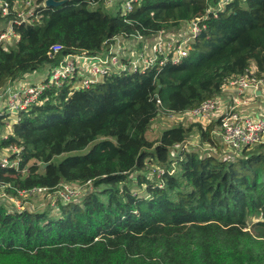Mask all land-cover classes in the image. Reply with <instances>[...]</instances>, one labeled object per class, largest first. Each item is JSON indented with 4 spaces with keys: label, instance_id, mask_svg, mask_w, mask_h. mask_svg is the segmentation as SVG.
I'll list each match as a JSON object with an SVG mask.
<instances>
[{
    "label": "trees",
    "instance_id": "trees-1",
    "mask_svg": "<svg viewBox=\"0 0 264 264\" xmlns=\"http://www.w3.org/2000/svg\"><path fill=\"white\" fill-rule=\"evenodd\" d=\"M54 1L62 3L38 22L14 26L20 40L9 50L0 44V91L66 55L107 51L116 36L148 37L205 18L176 65L113 74L73 91L69 83L48 88L6 138L0 113V151L21 149L16 169L0 166L7 196L93 186L78 201L51 196L46 211L0 199V264H264V144L224 161L174 149L197 133L219 150L212 124L149 135L160 110L195 109L252 66L264 78V0H233L216 17L206 11L219 0H138L128 13L125 0L113 13L108 0ZM11 19L0 15V32ZM53 45L62 50L51 56Z\"/></svg>",
    "mask_w": 264,
    "mask_h": 264
},
{
    "label": "built area",
    "instance_id": "built-area-1",
    "mask_svg": "<svg viewBox=\"0 0 264 264\" xmlns=\"http://www.w3.org/2000/svg\"><path fill=\"white\" fill-rule=\"evenodd\" d=\"M46 1L16 0L9 4L0 0V15L2 17L12 16L11 21L0 32V44L5 50H9L11 45L20 40V35L15 32L14 26L33 24L44 17V12L49 8L46 6ZM137 1L125 0L123 10L126 13L130 12L133 9V4ZM232 1L219 0L218 5L222 2L227 5ZM217 6L207 9L206 15L216 17L221 11ZM202 19L184 22L178 29L158 32L148 37L140 35L134 37L116 36L107 51L104 46H101L98 55L85 52L66 55L57 65L47 68L39 83L22 82L19 87L6 86L0 97L4 99L3 114L8 120L7 128L10 129L11 125L18 121L20 112L41 104V97L48 88H59L64 83L71 82L70 89L73 91L87 88L113 74L123 72L143 74L149 70H159L166 63L178 64L188 56L194 39L203 28ZM151 38L154 40L152 46H144ZM136 44H141L140 48H133ZM61 50L62 46L53 45L49 55L53 56ZM254 72L255 70L252 71L251 68L248 73L229 79L223 86L221 96L206 100L195 109L176 113L160 110V113L177 118V123L181 125H185L186 122L200 124L202 121L209 122L214 119L218 126L213 135L219 139V144L224 151L222 152L224 155L220 158L224 161L230 160L247 148L264 144V110H260L257 114H248L240 110L241 107L255 103L260 98L264 101V78H256ZM228 93L234 95L231 100ZM156 104L160 107L159 100H156ZM182 113L185 114V117L178 118L176 116ZM7 135L8 133L3 135V138H6ZM183 145L186 148V144H182L175 145L174 149L183 150L185 149ZM20 150L16 146H9L1 150L0 166L16 169ZM11 156L16 157L11 160ZM157 172L159 176L164 171L158 169ZM40 193L46 194L49 199L53 196L67 202L81 195L78 188L69 186L61 187L54 194H47L46 188H33L29 191L18 192L22 197ZM0 199L12 203L17 209H23L22 198L9 197L3 190H0Z\"/></svg>",
    "mask_w": 264,
    "mask_h": 264
},
{
    "label": "rangeland",
    "instance_id": "rangeland-1",
    "mask_svg": "<svg viewBox=\"0 0 264 264\" xmlns=\"http://www.w3.org/2000/svg\"><path fill=\"white\" fill-rule=\"evenodd\" d=\"M120 4H121V0H108V4H105L104 7H105V10L107 12L113 13L115 11V9L120 7ZM225 4H226L225 2L219 3L217 8L220 9V10H223ZM153 42H154V40L151 38V39L147 40V43H145L144 46L151 47ZM140 46H141V44H136V45H134L133 48L138 49V48H140ZM32 74L33 75H36V74L43 75V70L42 71H38V72H34ZM32 74H29V75H32ZM29 75H26L24 78L28 77ZM31 80L34 81L33 78ZM68 85H71L70 82H69ZM71 87H72V85H71ZM0 98L2 99V97H0ZM262 107H264V106L262 105ZM176 116L178 118L185 117V114L182 113V114H178ZM5 122H6V125L4 126V130L2 132V135H5L6 133L10 132V129L7 128L8 120L6 119ZM177 122H178L177 118H174V117H171V116H168V115H160V116L156 117L153 120V122H152L153 123V126H152L153 130L151 131V133H149L150 137L151 138H155L162 130H164V129L168 128V127H171L173 125H176V124L178 125ZM187 123L188 122H186V124L184 126H187L189 124H193V123H188V124ZM202 123H200V125L205 126L203 128H206L207 126H209L211 124L214 126V128H217V126H218L217 122L214 119L209 121V122L202 121ZM207 124H209V125H207ZM215 140L218 142L217 143L215 141L219 145V150H218V147H216V148L212 147L209 143H201L199 135L197 133H192L190 135V137L188 138V140L184 143V144H186V148L184 147V145H183V147L185 149H187L188 151L197 152V154L200 155V156H205L207 154H213V155H217L219 157L223 156L224 154L222 152H224V151H223L222 147L219 144V139L215 137ZM92 145L93 144L89 145L87 147V149L85 150V152L88 151L92 147ZM255 150H256V148L253 151H255ZM253 151L251 150L250 152H253ZM61 158L62 157H59L58 160H60ZM154 172H155V168H153L151 166H149L146 169V171H145L146 175L149 176V177H151ZM136 174H137L136 172L133 173L131 175V177L136 176ZM72 187L73 188H78L79 192L81 194H83L84 192H87L88 190H91L93 186H92V184H90L89 186L88 185L87 186L72 185ZM137 188L138 187H136V185L132 186V189H133L134 192H138L139 189H137ZM141 189L142 190L140 191V193L142 194L143 191H144L143 190L144 187H142ZM73 200L78 201V200H80V198H76V199H73ZM22 201L24 202L23 208L25 207L29 211L37 212V211H46L47 210L48 207H46V206H47V203L49 202V198L46 196V194L40 193V194H36V195L26 196V197L22 198ZM56 215H59V213H57ZM253 222H254V220L250 219L248 221V224L251 225Z\"/></svg>",
    "mask_w": 264,
    "mask_h": 264
},
{
    "label": "crops",
    "instance_id": "crops-1",
    "mask_svg": "<svg viewBox=\"0 0 264 264\" xmlns=\"http://www.w3.org/2000/svg\"><path fill=\"white\" fill-rule=\"evenodd\" d=\"M252 68H253L252 71L255 70V66H252ZM45 71L43 72V75H41V74L33 75L32 74V75H29L26 78L18 79V80L12 82L10 85H7V86L19 87V86L22 85V82H25V83L32 82L34 84L39 83L43 79V76H44ZM32 78L34 79V81L31 80ZM2 91L3 90L0 91V94L2 93ZM228 94H229V98L231 100L232 99V96H234V95L233 94H230V93H228ZM224 97H227V96L224 95ZM262 105L264 106V101H262L261 98H260L255 103H250L249 105H247L245 107H241L240 110L242 112L244 111L245 113H248V114H257L260 110L261 111H262V109L264 110V107H262ZM0 113H4V99L3 98L2 99L0 98Z\"/></svg>",
    "mask_w": 264,
    "mask_h": 264
},
{
    "label": "water",
    "instance_id": "water-1",
    "mask_svg": "<svg viewBox=\"0 0 264 264\" xmlns=\"http://www.w3.org/2000/svg\"><path fill=\"white\" fill-rule=\"evenodd\" d=\"M62 2H57V1H54V0H47L46 1V6L47 7H56L58 5H60ZM44 166H42L43 168Z\"/></svg>",
    "mask_w": 264,
    "mask_h": 264
}]
</instances>
